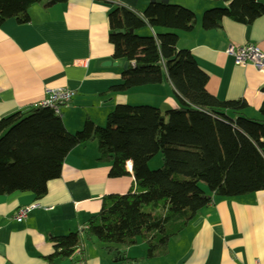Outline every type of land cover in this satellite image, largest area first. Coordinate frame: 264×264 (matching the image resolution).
Wrapping results in <instances>:
<instances>
[{"label": "crops", "instance_id": "crops-1", "mask_svg": "<svg viewBox=\"0 0 264 264\" xmlns=\"http://www.w3.org/2000/svg\"><path fill=\"white\" fill-rule=\"evenodd\" d=\"M29 16L28 25L10 20L0 27V120L36 108L47 90L62 89L58 4L42 0ZM32 206L38 208L17 223L18 211ZM66 236L65 162L45 197H0V264H47L53 239Z\"/></svg>", "mask_w": 264, "mask_h": 264}, {"label": "trees", "instance_id": "trees-1", "mask_svg": "<svg viewBox=\"0 0 264 264\" xmlns=\"http://www.w3.org/2000/svg\"><path fill=\"white\" fill-rule=\"evenodd\" d=\"M41 2L0 0V27L10 20L28 25L29 10ZM64 162L63 121L52 109L34 108L0 120V197H45L48 185L61 178ZM53 243L47 264H69L68 236Z\"/></svg>", "mask_w": 264, "mask_h": 264}, {"label": "built area", "instance_id": "built-area-1", "mask_svg": "<svg viewBox=\"0 0 264 264\" xmlns=\"http://www.w3.org/2000/svg\"><path fill=\"white\" fill-rule=\"evenodd\" d=\"M47 99L36 108L52 109L56 115L61 116L62 108V89L47 90ZM38 206L20 209L15 217L17 223H22L27 219L28 215L36 210Z\"/></svg>", "mask_w": 264, "mask_h": 264}, {"label": "rangeland", "instance_id": "rangeland-1", "mask_svg": "<svg viewBox=\"0 0 264 264\" xmlns=\"http://www.w3.org/2000/svg\"><path fill=\"white\" fill-rule=\"evenodd\" d=\"M59 263L61 264V262H58V264H59Z\"/></svg>", "mask_w": 264, "mask_h": 264}]
</instances>
